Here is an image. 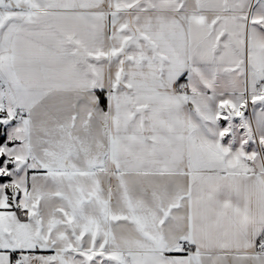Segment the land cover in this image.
Masks as SVG:
<instances>
[{
	"label": "snow or ice",
	"instance_id": "6c2138e0",
	"mask_svg": "<svg viewBox=\"0 0 264 264\" xmlns=\"http://www.w3.org/2000/svg\"><path fill=\"white\" fill-rule=\"evenodd\" d=\"M0 264H264V0H0Z\"/></svg>",
	"mask_w": 264,
	"mask_h": 264
}]
</instances>
